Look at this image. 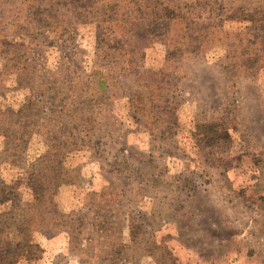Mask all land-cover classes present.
Returning <instances> with one entry per match:
<instances>
[{
  "label": "rangeland",
  "instance_id": "rangeland-1",
  "mask_svg": "<svg viewBox=\"0 0 264 264\" xmlns=\"http://www.w3.org/2000/svg\"><path fill=\"white\" fill-rule=\"evenodd\" d=\"M0 264H264V0H0Z\"/></svg>",
  "mask_w": 264,
  "mask_h": 264
}]
</instances>
